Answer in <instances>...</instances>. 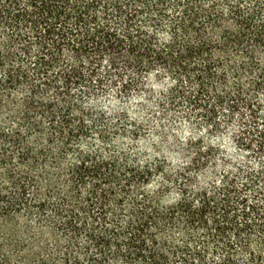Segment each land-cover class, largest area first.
Wrapping results in <instances>:
<instances>
[{"label": "trees", "instance_id": "1", "mask_svg": "<svg viewBox=\"0 0 264 264\" xmlns=\"http://www.w3.org/2000/svg\"><path fill=\"white\" fill-rule=\"evenodd\" d=\"M0 264H264V0H0Z\"/></svg>", "mask_w": 264, "mask_h": 264}, {"label": "rangeland", "instance_id": "2", "mask_svg": "<svg viewBox=\"0 0 264 264\" xmlns=\"http://www.w3.org/2000/svg\"><path fill=\"white\" fill-rule=\"evenodd\" d=\"M155 89L157 91V94H159L160 88H155ZM154 105H155V100H153L152 102H149V103H145V107H148L149 109H151L152 107H154ZM155 124H157L158 126H161V124L159 122L158 123H155ZM186 134H187L186 132H183L181 134V136H187ZM221 139H222V142L221 143L223 145H229V148H230L229 151L230 152H232L234 150H237L236 148H234V146H232L231 139H230V136L229 135L225 134L223 136V138H221ZM144 142H146V140L143 141V139H141L138 142L139 147L142 146L141 148H145L147 146V142L146 143H144ZM119 144L124 145V146H131L132 145V143L129 142V140H126V139H122V141L119 140ZM171 151L172 150H169V151L167 150V151H165L166 152L165 154L176 161L178 159V157L172 155L173 152L170 153ZM179 159H180V157H179Z\"/></svg>", "mask_w": 264, "mask_h": 264}]
</instances>
